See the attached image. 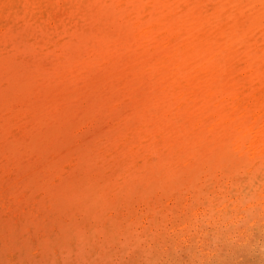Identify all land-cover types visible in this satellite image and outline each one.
<instances>
[{"label":"bare ground","instance_id":"obj_1","mask_svg":"<svg viewBox=\"0 0 264 264\" xmlns=\"http://www.w3.org/2000/svg\"><path fill=\"white\" fill-rule=\"evenodd\" d=\"M211 240L221 249L198 256ZM252 243L264 0H0V264L183 247L188 261L264 264Z\"/></svg>","mask_w":264,"mask_h":264},{"label":"rangeland","instance_id":"obj_2","mask_svg":"<svg viewBox=\"0 0 264 264\" xmlns=\"http://www.w3.org/2000/svg\"><path fill=\"white\" fill-rule=\"evenodd\" d=\"M243 175V176H242ZM239 178L240 180L243 182V183H247V176L245 173L239 175ZM245 181V182H244ZM246 187V188H245ZM248 188V186H244V191H246ZM211 236V235H210ZM253 245L256 246V248L259 249V251L263 252L264 253V243H252ZM203 246H200L199 248L197 247L195 250H197V254L202 252V254H199L198 256H204L203 254L206 255L207 252H209V255H212L214 253L215 250H220L221 247H220V241H209L208 243V247H203ZM260 247H263V249ZM185 247H183V249L180 250V258H178V260H175V259H171L169 260V258L167 257V259H162V260H154V259H148V260H145V261H137V262H124V264H205L206 262V258L204 257L202 260L199 261V259H195L193 261H188L187 258H185V252H184ZM201 250V251H199ZM211 251V252H210ZM207 256V255H206ZM200 262V263H199ZM122 264V263H121Z\"/></svg>","mask_w":264,"mask_h":264}]
</instances>
